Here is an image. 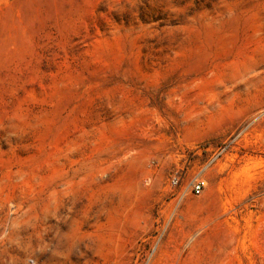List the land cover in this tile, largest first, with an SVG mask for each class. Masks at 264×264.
<instances>
[{
    "label": "rangeland",
    "instance_id": "rangeland-1",
    "mask_svg": "<svg viewBox=\"0 0 264 264\" xmlns=\"http://www.w3.org/2000/svg\"><path fill=\"white\" fill-rule=\"evenodd\" d=\"M0 264H264V0H0Z\"/></svg>",
    "mask_w": 264,
    "mask_h": 264
},
{
    "label": "built area",
    "instance_id": "built-area-1",
    "mask_svg": "<svg viewBox=\"0 0 264 264\" xmlns=\"http://www.w3.org/2000/svg\"><path fill=\"white\" fill-rule=\"evenodd\" d=\"M174 183H178V179H173ZM205 186V181L199 180L192 183V189L196 194H201Z\"/></svg>",
    "mask_w": 264,
    "mask_h": 264
}]
</instances>
